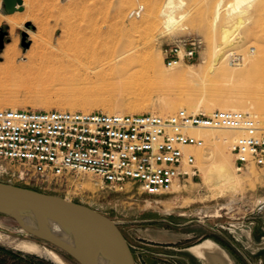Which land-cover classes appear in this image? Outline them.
Listing matches in <instances>:
<instances>
[{"label": "rangeland", "instance_id": "rangeland-1", "mask_svg": "<svg viewBox=\"0 0 264 264\" xmlns=\"http://www.w3.org/2000/svg\"><path fill=\"white\" fill-rule=\"evenodd\" d=\"M23 1L24 11L15 16L21 19L19 26L13 29L8 19L12 15L5 14L0 0V31L7 32L5 48L0 53L3 80L11 79V71L22 73L23 83H29L32 78L39 80L46 74L50 80L57 76L56 82L58 78H77L101 72L102 66H108L104 70L111 71L112 66L106 65L107 62L134 49L139 58H145L144 66L162 64L161 72L151 73L155 83L176 74L164 67L163 50L182 38H196L201 40L202 47L193 61L182 66L179 74L193 72L211 82L219 80L222 71L227 69L225 75L235 73L237 79L243 80L245 98H264V8L260 11L256 7L261 0H253L247 5L253 7L241 9H236L235 0H222L223 7L218 12L214 7L220 0ZM168 6L175 7L176 15L184 17L181 23L184 29L161 35L165 22L162 13ZM245 9L247 12L241 15ZM149 16H152L151 21L147 20ZM24 32L31 43L26 52L22 47ZM12 45H16V51L8 60L5 50ZM32 90L24 88L17 95L0 97V109L14 106L16 109L63 110V105L51 97L49 100L32 97ZM156 95L153 94L154 100L158 98ZM152 107L134 114L158 115L161 110ZM92 110L107 113L101 105L92 106ZM179 110L182 108L164 112V117ZM249 111L256 113L252 108ZM125 113H128L126 109ZM231 154L228 148L226 155L233 172L243 182L237 195L214 196L201 175L189 184H178V191L172 188L162 197L141 194L131 185H126V191L120 194L99 190L88 181L45 186L31 181L22 167L10 163L0 164V182L58 196L107 216L118 224L126 237L136 264H179L175 257H184L190 264H206L188 249L207 240L214 241L232 255L233 264H264V203L260 202L264 201V171L251 168L246 173H237ZM204 163L201 161L199 165L204 166ZM159 219L167 222H158ZM240 227L250 229L251 233ZM21 230L15 220L0 215V249L3 251L0 264L5 260L10 264L11 256L16 254L57 264L47 256L23 250L25 244L50 249L65 264H77L61 250ZM163 230L174 245L156 242L159 241L156 234ZM155 246L171 248L162 251ZM183 249L185 251H180ZM182 262L187 264L185 260Z\"/></svg>", "mask_w": 264, "mask_h": 264}, {"label": "built area", "instance_id": "built-area-1", "mask_svg": "<svg viewBox=\"0 0 264 264\" xmlns=\"http://www.w3.org/2000/svg\"><path fill=\"white\" fill-rule=\"evenodd\" d=\"M202 47L182 38L163 50L167 69L195 59ZM194 129L236 134L230 151L237 173L264 171V124L256 115L214 110H179L171 116L107 114L66 110H0V164L22 167L45 186L88 181L102 191L125 192L126 185L149 197H162L174 184L200 176L193 148L202 141Z\"/></svg>", "mask_w": 264, "mask_h": 264}, {"label": "bare ground", "instance_id": "bare-ground-1", "mask_svg": "<svg viewBox=\"0 0 264 264\" xmlns=\"http://www.w3.org/2000/svg\"><path fill=\"white\" fill-rule=\"evenodd\" d=\"M173 1L171 0V2ZM252 2L253 0H235V7L236 9H241ZM221 7H223L222 0L215 4L214 9L218 12ZM247 7L246 9L248 10ZM256 7L259 10L263 9L264 0H261ZM174 9L175 7L168 6L162 13L165 22L161 35L175 34L179 30L184 29L181 25L184 17L177 16ZM246 9L241 11L240 14L244 15L247 12ZM151 18L152 16H149L147 20L151 21ZM10 22L14 27L13 29L19 26V22L13 18ZM246 33L249 35V31ZM15 51L16 45L8 46L5 50V57L11 60ZM144 62H146L145 58H139V54L134 49H131L122 56L112 58L107 62L106 65L112 66L111 71H105L104 69L108 66H102L101 69L103 70L101 72L90 73L77 78H58V82L55 81L57 76H53L52 80H50L46 74L39 80L34 81L32 78L29 83H23L21 82L23 81V74L11 71L13 75L11 79L3 80L0 77V97L7 98L17 95L24 88H31V90H34L30 92L32 97L36 99L47 97L46 100L51 97L63 105V110L89 113L93 112L92 106L101 105L106 108L107 114H134L137 111L148 109L152 105L154 108L158 107L161 110L158 113L159 116H164V112H172L177 108H182L190 113L213 112L214 110L250 113L249 110L252 108L256 113L251 114L256 115L259 121L264 124V98L261 96L251 97V99L250 97H248L249 99L245 98V94L243 95L242 92L243 86H245L243 80L237 79L234 76L235 73L232 76L228 75V77L225 75L228 74V71L224 69L219 80L216 78L215 81L208 82L193 72L181 75L178 72L182 67H178L172 69L176 74L154 83L151 79V73L161 72L162 64H152L146 67ZM138 63L143 64L138 66ZM17 80L20 82H17ZM57 86H60V88H57ZM52 90L55 92H52ZM154 93L158 95L157 100L153 98ZM249 103L250 106H248ZM122 104L125 105L123 106ZM1 109L16 110L14 106ZM125 109L128 113H125ZM190 133H193L199 141H202L203 146L201 148H193V151L199 163L201 161L205 162L204 166L198 163L197 167L207 188L214 196L237 195L243 182L234 174L232 164L226 155L228 148H231L232 143L236 139V134L229 130L214 129H194ZM179 187L178 184L172 186L173 190L176 189L177 191ZM235 202V200H232V203ZM260 202L264 203V201ZM25 223L27 229L38 231V227L35 224L27 221ZM240 228L248 234L251 233L248 228ZM50 229L61 239L68 243H73L72 237L67 235L59 226L52 224ZM21 231L26 232L24 229ZM262 247H264V243ZM22 249L31 254L47 256L57 264H65L63 259L50 249L40 248L31 244H25ZM191 252L206 262V264H233L229 254L211 240L195 246L191 249Z\"/></svg>", "mask_w": 264, "mask_h": 264}, {"label": "water", "instance_id": "water-1", "mask_svg": "<svg viewBox=\"0 0 264 264\" xmlns=\"http://www.w3.org/2000/svg\"><path fill=\"white\" fill-rule=\"evenodd\" d=\"M11 15L24 11L23 0H2ZM7 32L0 31V53ZM28 34L22 33L24 52L30 48ZM0 215L15 220L21 229L61 250L77 264H136L132 249L118 224L98 211L58 196L0 182ZM31 222L38 231L27 229ZM55 224L72 237L68 243L55 234Z\"/></svg>", "mask_w": 264, "mask_h": 264}, {"label": "crops", "instance_id": "crops-1", "mask_svg": "<svg viewBox=\"0 0 264 264\" xmlns=\"http://www.w3.org/2000/svg\"><path fill=\"white\" fill-rule=\"evenodd\" d=\"M0 7H1V3H0ZM19 13H21V12H17V13H14V14H11L12 16L11 17H9L8 19H9V22H10V20L13 18L14 20H16V21H20L21 19L19 18V17H15L17 14H19ZM5 14H7L6 12H5ZM7 15H9V14H7ZM0 21H1V19H0ZM10 24H11V22H10ZM163 214V213H162ZM158 222H163V223H165V222H167V220H165V219H159V220H157ZM168 233L167 232H165V230H163L162 231V233H157L156 234V238L159 240V241H156L157 243H161V244H165V245H174V244H170V243H172V242H169L171 239H169L168 237H169V235H167ZM168 236V237H167ZM161 240V241H160ZM155 247H158V248H161L162 249V251L165 249V248H171V247H162V246H155ZM187 250V249H186ZM190 252H191V250L190 249H188ZM180 251H185L184 249L183 250H180ZM0 252H3L2 251V249H0ZM162 253V252H161ZM198 260L200 259L198 256H196L194 253H192ZM156 255V254H155ZM158 255V254H157ZM159 256H161V257H166L164 254H159ZM230 256H232V255H230ZM12 257V260L10 261V264H48V263H46L45 261H42V260H40V259H30V258H28V257H26V256H24V255H19V254H16V255H12L11 256ZM171 258V257H170ZM175 259H177V260H179L178 261V263L179 264H183V260H185L186 262H187V264H190L189 262H188V260H186L184 257H175ZM163 260H165V259H163ZM201 260V259H200ZM6 262H4V261H2V264H8V260H5ZM166 262H168V260H166ZM162 264H165V263H162ZM174 264H177V262L175 263L174 262Z\"/></svg>", "mask_w": 264, "mask_h": 264}]
</instances>
